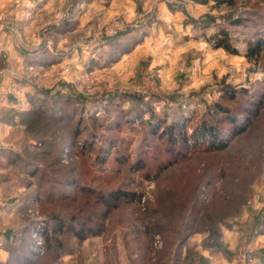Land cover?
Here are the masks:
<instances>
[{"label":"rangeland","instance_id":"obj_1","mask_svg":"<svg viewBox=\"0 0 264 264\" xmlns=\"http://www.w3.org/2000/svg\"><path fill=\"white\" fill-rule=\"evenodd\" d=\"M18 3H22L25 11L31 6L29 0L3 3L10 11L5 20L21 40L13 44V49L25 56L46 37L49 41L45 48L60 56V61L48 64L46 69L23 68L16 63L15 79L50 90V94L60 90L74 98L80 126L86 129L83 135L89 132L98 135L95 128L100 126L99 122L109 124L116 120L120 128L110 134L124 138L119 148L131 156L132 163L122 167L119 178L111 185L125 182L127 188L137 193L134 201L121 204L110 215L105 239L102 235L88 237L79 250L60 256L55 264H104L106 243L116 244L112 256L118 264H132L129 258L138 264L136 250L127 247V243L131 247L136 242L149 246L152 241L149 233L128 231L139 227L136 217L141 216L146 206H165L166 197L176 188L189 189L184 187L187 181L184 174L193 176L195 182L207 166L211 172H218V180L205 188L202 185L197 191L203 201L201 212L208 206L215 207L209 211L212 232H194L189 236L191 252L182 264H209L207 257L195 249L198 242L207 245L210 252L232 255L234 264L243 244L251 242L255 264L264 263V245L257 240L264 224V48L259 57L248 60L245 56L247 40H264V0H233L231 4L215 0H32L33 6L45 4V8L33 18L17 11L25 27L11 20L12 6ZM234 20L240 23L231 24ZM54 26H62L64 31H56ZM218 28L229 30L237 54L213 47L206 40ZM115 38L117 43L113 47ZM125 41L130 43L128 50L118 45ZM0 49L5 53V49ZM262 102L263 107L251 126L232 140L227 150L214 153L194 150L187 154L181 148L180 137L184 133L190 134L203 121L224 120L226 112L221 113L222 109L242 120L245 110ZM219 126L229 125L223 122ZM83 141L79 144H84ZM100 142L98 139L95 146L87 148L84 158L93 163L95 174L111 175L118 165L114 155L106 164L97 162ZM60 158L65 165L82 160L78 148L71 144L65 145ZM139 159L144 166L137 169L133 164ZM172 161L175 163L157 175L159 168ZM10 177L16 179L17 185L24 179L16 165L0 171V180L7 182ZM10 183L13 182L7 185ZM245 185L251 190L247 197L242 192ZM1 190L0 205L9 204L20 195L15 189L2 195ZM190 205L191 202L186 207ZM186 207L185 213H178L182 225L190 210H185ZM44 218L34 200L26 213L16 211L0 220V228L19 231L31 221L34 237L33 230L45 224ZM196 220L198 223L191 231L199 226L200 221ZM234 227L243 228V232L236 247L230 250L222 239V230ZM218 229L220 235L216 236L213 230ZM163 234L155 236L157 248L168 240L176 242L174 231L164 237Z\"/></svg>","mask_w":264,"mask_h":264},{"label":"trees","instance_id":"obj_2","mask_svg":"<svg viewBox=\"0 0 264 264\" xmlns=\"http://www.w3.org/2000/svg\"><path fill=\"white\" fill-rule=\"evenodd\" d=\"M215 1L233 3V0ZM239 23V20L231 22V24ZM54 27L57 28L56 31L64 28ZM112 40L115 47L117 38ZM206 40L213 47H221L232 54L238 53V48L232 43V36L227 29L218 28L207 36ZM118 45L122 50H128L131 47L129 41ZM246 45L245 56L250 60L259 57L264 48V40L262 38L255 42L247 40ZM37 53L39 54L34 59L27 56V60L39 61L45 65L60 61V56H56L48 48L35 54ZM28 99L30 108L18 112L19 123L24 131L21 147L19 150L6 149L4 154L9 163L19 167L24 175L20 183L26 187L27 192L20 209L26 213L32 201L35 200L45 217V225L42 229L45 245L43 248L35 247L31 231L34 225L28 221L22 229L21 236L16 237L13 243L9 240V234L6 235L4 247L9 251V257L6 263L0 262V264H55L60 256L79 250L81 243L88 237L102 235L105 239L110 215L121 204L132 202L137 198L136 191L127 188L125 182L111 185L113 180L119 178L122 167L127 168L132 163L131 156L124 154L119 148L124 138H117L110 134L111 131L120 128L116 120L109 124L99 122L100 126L95 128L98 135H95V132L83 135L86 129L80 126L81 117L78 115L77 102L74 98L65 96L60 90L56 94H50V90H44L40 94H28ZM262 107L263 102L257 107L252 106L245 110L242 120L237 119L236 114L228 113L225 108L222 109L221 113L226 112L224 120L203 121L190 134L184 133L180 137L181 148L185 149L187 154L194 150L212 153L227 150L232 140L248 130ZM223 122L229 126H222ZM219 123L226 130L220 127ZM103 129L107 132H103ZM174 129L173 127L169 134L172 135ZM155 131L154 129L151 133L155 134ZM32 137L33 141H31ZM98 139L101 142L97 144V162L106 164L110 156L114 155V162L118 165L111 175L95 174L96 169L93 163H89L84 158L87 156L85 153L87 148L91 145L95 146V141ZM172 139L176 142V137ZM79 141H83L84 144H79ZM67 144L78 148L82 160L72 165L61 162L60 157ZM174 163L167 162L162 169L159 168L157 175ZM133 165L138 166L137 169L144 166L141 159ZM208 167L202 170L195 182L193 176L185 173L187 181L184 187L189 189L177 190L176 188L166 197L168 201L165 202V206L163 204L154 207L146 206L140 213L141 216L136 217L140 221L139 227L128 231L132 233L140 231L142 235L149 233L152 241L149 246L136 242L135 246L131 247L127 243V247L136 250L138 264H179L183 247L190 235L194 232H212L213 221L209 211H213L215 207L208 206L204 212H201L203 201L199 198L198 192L202 185L205 188L218 180V172H211ZM237 185L238 183L235 184ZM242 192L246 197L251 194V190L246 185L242 187ZM189 202L191 205L186 207ZM218 205H221V200H218ZM185 207V210L189 208L190 210L182 225L183 222L180 224V221L183 219L178 213H185ZM196 219L200 221L199 226L191 231L192 226L198 223ZM203 225L208 227L204 229ZM170 230L175 232L173 235L177 238L176 242L172 243L168 240L161 248H157L154 245L156 234L164 233V237ZM213 232L217 234L216 236L220 235L219 229ZM104 247V264H118L112 256L116 253V244L106 243ZM129 260L132 264L136 263L132 258Z\"/></svg>","mask_w":264,"mask_h":264},{"label":"crops","instance_id":"obj_3","mask_svg":"<svg viewBox=\"0 0 264 264\" xmlns=\"http://www.w3.org/2000/svg\"><path fill=\"white\" fill-rule=\"evenodd\" d=\"M5 1L6 0H0V47L5 49V53H6V54L3 53L4 56L0 55V141H1L0 171H4L7 168L9 169L13 167V165L9 163L7 157L5 156L4 150L6 149L19 150L22 142L21 139H23L24 136L22 132L23 129L19 123L18 112L30 108L31 104L28 99V94H34V93L40 94L44 91L43 88L31 84L29 82L22 83L16 80L15 79L16 76H14L15 65L16 63L18 64V66H21L22 64L21 67L23 68L34 66L36 68L39 67L41 69H46L48 67V65L42 64L39 61L27 60V56H29L31 59H34V57L39 54V53L37 54L35 53L41 51L38 42L36 43L35 46L31 47V49L29 50L28 53H26L25 56L24 53L19 52L15 48L13 49V44L16 41H19L20 38L18 37L15 28L13 26L10 27L9 21L5 20L6 16H9L10 14V11L8 10L6 4H3L5 3ZM33 1L36 2L38 0H33ZM29 3L31 4V6H29V8H27L26 11L24 10V7L21 6L22 3H18L16 4V6H12L11 17L13 19L11 20L14 21L16 25H20V27H25V25L24 23H22L24 22L23 18H21L22 16L21 14L19 15L18 12L23 11L24 14L26 13V15H32L31 17L33 18L35 14L37 15L45 8L44 7L45 4L43 6L37 7V6H33L32 0H29ZM28 22H30L31 24V21L28 20ZM8 28H11V30L14 32L9 30ZM42 36L43 35H41V37ZM26 60L27 62H25ZM8 68L12 70L11 73L7 72ZM12 177H10V179L7 182L0 180V190L2 189L1 191H3L1 192V194L7 192V190L10 191V193H12V189H15L17 192L20 193V195L15 196L9 204L5 203V205H0L1 221L7 219V217H9L10 215L16 213V211L17 213L22 211L20 209L22 206L21 204L27 192L26 187L21 183H20L21 185H17L16 179ZM8 182H13V183L7 185ZM17 194L18 193L14 195ZM263 228H264V224H263ZM22 229L16 231L11 228H9V230L8 229L5 230V228H0V262L6 263L9 257V251L4 247V244L6 242V235L9 234V240L11 243H13L16 237L21 236ZM242 230L243 228H236V227H234L232 230L231 229L222 230V239L227 244L230 250H233L236 247L238 238L240 234L243 232ZM257 240L258 243H262V245H264L263 244L264 231H262L258 235ZM188 243H189V238L187 239V242L183 247L181 262L179 264H182L183 261L187 259L189 252H191ZM195 249L199 250L200 254L207 257L206 259L208 260L209 264H234V258L232 257V255L228 256L224 252L221 251L218 252L217 250H213V252H210V248H208L207 245L200 244V242L196 244ZM257 264H264V263L257 261Z\"/></svg>","mask_w":264,"mask_h":264},{"label":"built area","instance_id":"obj_4","mask_svg":"<svg viewBox=\"0 0 264 264\" xmlns=\"http://www.w3.org/2000/svg\"><path fill=\"white\" fill-rule=\"evenodd\" d=\"M0 55H3L2 50L0 49ZM8 73H11L12 70L10 68L7 69ZM1 205H4L2 203ZM45 225V224H44ZM43 225H37L36 230H33L34 243L35 247L43 248V235H42ZM34 235V232H36ZM237 264H255V256H254V248L251 242H245L243 247L241 248L237 260Z\"/></svg>","mask_w":264,"mask_h":264},{"label":"water","instance_id":"obj_5","mask_svg":"<svg viewBox=\"0 0 264 264\" xmlns=\"http://www.w3.org/2000/svg\"><path fill=\"white\" fill-rule=\"evenodd\" d=\"M49 41L48 38H43L41 44L39 45V48L43 50L46 47V43Z\"/></svg>","mask_w":264,"mask_h":264}]
</instances>
